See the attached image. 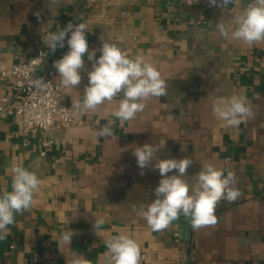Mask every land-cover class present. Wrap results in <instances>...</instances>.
<instances>
[{
	"label": "crops",
	"instance_id": "crops-1",
	"mask_svg": "<svg viewBox=\"0 0 264 264\" xmlns=\"http://www.w3.org/2000/svg\"><path fill=\"white\" fill-rule=\"evenodd\" d=\"M82 0H0V71L25 61L58 32ZM251 0H232L219 7L185 0H98L80 20L87 24L89 49L102 40L117 43L130 58L151 63L167 84L164 95L143 100L133 119L120 121L113 113L122 94L95 110L82 103L87 72L76 88L64 87L65 101L82 124L51 131L53 144L44 155L36 134L24 135L12 118L0 123V193L11 191L10 165L35 172L41 181L31 208L14 214L15 222L0 239V264H71L73 253L90 264H112L105 242L117 235L134 239L139 264H264V42L249 46L231 39L234 18ZM40 13L38 19L35 13ZM223 22L229 38L216 30ZM68 51L55 52L54 61ZM85 59V68L91 62ZM55 80L60 77L55 69ZM0 80V97L9 95ZM243 97L249 113L236 127L213 112L233 96ZM111 121V136L97 129ZM167 140L156 159L186 157L192 161L184 179L206 165L232 171L241 195L216 205L215 225L190 226L188 237L178 218L154 232L139 213L155 196L160 174L151 165L138 167L136 145ZM183 149V150H182ZM153 160L152 163H155ZM174 173H169L172 175ZM95 220H103L94 231ZM73 232L70 245L60 240ZM187 237V238H186Z\"/></svg>",
	"mask_w": 264,
	"mask_h": 264
},
{
	"label": "clouds",
	"instance_id": "clouds-1",
	"mask_svg": "<svg viewBox=\"0 0 264 264\" xmlns=\"http://www.w3.org/2000/svg\"><path fill=\"white\" fill-rule=\"evenodd\" d=\"M232 0H208L210 6L219 7L227 5ZM48 5L56 6L59 0H47ZM40 18V13H35ZM234 30L230 36L234 41H241L249 46L264 42V0H251L242 14L234 18ZM87 24L69 21L58 32H49L46 46L55 53L56 49L64 48L68 51L61 58L53 62L64 87L76 88L81 84L82 73L87 72L88 83L84 87L82 103L76 108L84 111L95 110L98 106L111 102L122 94L118 109L113 115L120 121L133 119L144 108L143 100L150 96H162L166 92L167 84L161 79L159 71L145 60L136 56L130 58L128 53L119 44L102 40L100 37V55L97 49H89L87 40ZM216 30L228 39L229 31L223 22H218ZM85 55L91 62V70L85 68ZM35 86L40 87L43 81L36 80ZM247 101L243 97L233 95L225 105H214L213 112L225 122L226 127H236L243 117L249 113ZM111 121L97 129V136H111ZM167 145L166 139L158 143H144L136 145L133 156L138 167L143 170L151 165L158 170L160 180L153 190L155 199L150 203L141 204L139 213L147 221V225L154 232L161 231L170 226L181 215L189 220L193 228L215 225L216 205L221 199L228 202L235 201L240 195L236 187L235 176L232 171L227 175L224 170L213 165H206L203 170L194 176L195 184L191 185L184 179L192 161L186 157L156 159L161 149ZM183 150V149H182ZM156 160L155 163H152ZM12 173L11 191L0 193V239H4L9 225L15 222L14 214H22L29 210L33 204L34 194L39 191L40 179L23 166L10 165ZM169 173H174L169 175ZM103 220H95L94 231L97 232L103 225ZM74 233L66 232L60 240L71 243ZM108 253L111 254L112 264H139L140 247L137 242L126 236H113L105 242ZM75 259L71 264H90L82 255L73 253Z\"/></svg>",
	"mask_w": 264,
	"mask_h": 264
},
{
	"label": "built area",
	"instance_id": "built-area-1",
	"mask_svg": "<svg viewBox=\"0 0 264 264\" xmlns=\"http://www.w3.org/2000/svg\"><path fill=\"white\" fill-rule=\"evenodd\" d=\"M97 1L82 0L80 7L73 12L69 21L81 23L80 20ZM185 2L188 4L201 2L207 8L212 7L208 0H185ZM59 50L61 48L58 47L55 52ZM54 54L44 44L27 60L15 62L10 69L0 71V80L7 81L10 91L9 95L0 97V123L10 117L24 135L36 134L41 143V155H44L53 144L52 130L82 124V119L74 115L73 105L65 101L63 85L55 80ZM36 80L43 81V85L35 86L33 82ZM27 262L38 263V254L31 253Z\"/></svg>",
	"mask_w": 264,
	"mask_h": 264
},
{
	"label": "water",
	"instance_id": "water-1",
	"mask_svg": "<svg viewBox=\"0 0 264 264\" xmlns=\"http://www.w3.org/2000/svg\"><path fill=\"white\" fill-rule=\"evenodd\" d=\"M179 218H180L179 222L181 224V227H183V229L185 230V235L188 237L191 224H190L189 220L186 219L183 215H181Z\"/></svg>",
	"mask_w": 264,
	"mask_h": 264
}]
</instances>
